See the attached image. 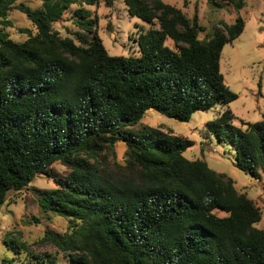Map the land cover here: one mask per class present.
<instances>
[{
	"label": "trees",
	"instance_id": "trees-1",
	"mask_svg": "<svg viewBox=\"0 0 264 264\" xmlns=\"http://www.w3.org/2000/svg\"><path fill=\"white\" fill-rule=\"evenodd\" d=\"M41 1L32 8L0 0V206L37 175L52 177L57 187L41 191L39 204L70 225L64 233L47 230L41 241L68 252L71 264H264L258 204L225 173L185 157L192 140L135 128L150 109L187 122L237 99L221 57L243 33L244 18L223 21L201 39L197 14L191 19L163 0H125L128 14L150 28L140 32L138 55H111L83 6L98 0ZM224 1L238 12L246 5ZM75 4L78 30L62 36L53 24ZM15 8L37 29H23L24 42L6 31ZM236 118L227 108L207 126L232 146L235 167L260 180L264 119L240 120V127ZM117 142L127 146V172L107 170L101 160ZM57 162L67 177L53 174Z\"/></svg>",
	"mask_w": 264,
	"mask_h": 264
},
{
	"label": "rangeland",
	"instance_id": "rangeland-1",
	"mask_svg": "<svg viewBox=\"0 0 264 264\" xmlns=\"http://www.w3.org/2000/svg\"><path fill=\"white\" fill-rule=\"evenodd\" d=\"M184 11L189 17L198 16L202 27L200 38L209 37L221 22L232 24L241 15L246 24L243 33L227 44L222 52L221 71L226 84L238 97L229 105L218 104L208 111H197L187 122L170 118L155 109L145 113L141 122L135 126H150L162 131H173L194 142L184 155L190 160L201 159L217 172L225 173L236 183L239 190L247 192L262 210V220L256 224L264 226V174L260 180L239 170L234 165L232 146L219 142L210 131L207 122L217 118L229 108L237 117L234 124L244 127L240 120L255 123L264 119V0H246L241 11H236L232 4L224 0H163ZM217 1L222 6L216 5ZM32 8L42 6L41 0H17ZM83 6L97 20L98 34L111 55H138V37L141 30H148L150 25L140 18L128 14L125 0H98L95 5ZM79 5H72L63 19L53 24V29L62 36L74 37L78 28L73 23L74 12ZM197 7V9H196ZM14 26L6 28L10 38L24 42L29 34L23 29L37 32L34 24L17 8L10 12ZM168 41V44H171ZM107 170L120 169L127 172V146L117 142L101 154ZM57 178H65L70 170L57 162L51 166ZM54 179L47 175H37L25 188L10 191L3 205L0 206V264H71L66 256L51 242H42L45 232L52 230L64 233L69 229V219L51 211H44L39 204V195L43 190L55 189Z\"/></svg>",
	"mask_w": 264,
	"mask_h": 264
},
{
	"label": "crops",
	"instance_id": "crops-1",
	"mask_svg": "<svg viewBox=\"0 0 264 264\" xmlns=\"http://www.w3.org/2000/svg\"><path fill=\"white\" fill-rule=\"evenodd\" d=\"M222 173V172H221ZM229 177V176H228ZM231 178V177H230ZM234 181V180H233ZM234 185H235V187H236V189L239 191V192H243L242 190H239L238 189V187H237V183L234 181ZM244 193H247V192H244ZM247 195L249 196V194L247 193ZM251 198V197H250ZM255 201V200H254ZM256 202V201H255ZM262 220V219H261ZM261 228H264V226L263 227H261Z\"/></svg>",
	"mask_w": 264,
	"mask_h": 264
}]
</instances>
